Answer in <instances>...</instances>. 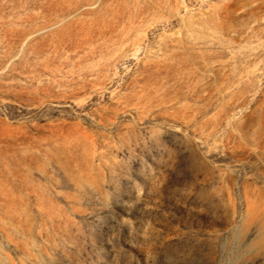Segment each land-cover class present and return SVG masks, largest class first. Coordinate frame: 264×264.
Returning <instances> with one entry per match:
<instances>
[{"label":"rangeland","instance_id":"obj_1","mask_svg":"<svg viewBox=\"0 0 264 264\" xmlns=\"http://www.w3.org/2000/svg\"><path fill=\"white\" fill-rule=\"evenodd\" d=\"M0 264H264V0H0Z\"/></svg>","mask_w":264,"mask_h":264}]
</instances>
